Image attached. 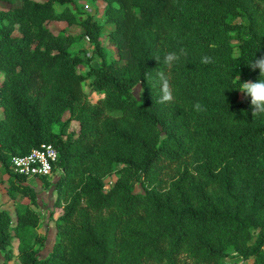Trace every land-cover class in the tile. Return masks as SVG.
Wrapping results in <instances>:
<instances>
[{
    "label": "trees",
    "instance_id": "obj_1",
    "mask_svg": "<svg viewBox=\"0 0 264 264\" xmlns=\"http://www.w3.org/2000/svg\"><path fill=\"white\" fill-rule=\"evenodd\" d=\"M100 1L111 54L79 0H0V164L52 145L61 209L44 257L24 239L37 212L15 208L12 221L0 209V253L9 257L16 236L18 264H221L230 254L264 264V115L252 118L231 89L237 75L259 76L246 63L264 55V0ZM50 21L82 32L54 33ZM81 38L98 65L70 50ZM181 48L187 55L165 67ZM160 72L171 102H159ZM71 120L76 131L54 130ZM24 179L11 174L7 193L35 203Z\"/></svg>",
    "mask_w": 264,
    "mask_h": 264
},
{
    "label": "rangeland",
    "instance_id": "obj_2",
    "mask_svg": "<svg viewBox=\"0 0 264 264\" xmlns=\"http://www.w3.org/2000/svg\"><path fill=\"white\" fill-rule=\"evenodd\" d=\"M79 2L82 4L83 9L91 13L93 18L101 25L100 45L102 49L110 54L113 53V45L108 43L106 38V32L112 28V25L103 21V3L100 0H97L93 5L86 0H79ZM7 6V3H0V8H6ZM59 8L60 6L55 3L54 9L58 10ZM44 25L54 33L68 32L77 35L82 32V28L79 25H68L64 21H50L44 23ZM70 50L78 52L81 56L85 55L86 57H90L89 63L92 65H98L99 63L96 55L92 53V44L85 38H81L73 43ZM80 69L84 70L83 67H80ZM88 82V79L83 81L82 90L86 99L90 103H94L99 97V94L89 90ZM134 91L136 92L137 88H135ZM241 98H243V95L239 93L238 100ZM64 118L65 116H63L62 121H64ZM62 121L54 127V130L60 135L64 136L71 131H76L78 124L75 120H71L65 124H61ZM56 177L57 171L51 172L49 175L42 178L25 177L23 183L29 185L35 191L36 195L35 203H31L27 197H23L18 193H14L13 195L7 193L8 180L11 178V172H9V170H4L0 164V209L5 210L10 215L12 221L15 219V208L27 206L37 212L39 218L38 223L29 234L24 235V239L31 244L38 257H44L48 254L55 239L54 220L61 212V209L55 207L53 204L55 193L52 189V182ZM115 178V173L105 177V187H109ZM129 187L133 191L140 190L139 184L135 181H132ZM18 243V238L13 236L7 247L10 250V255L6 257L3 253H0V264H18L16 258ZM249 262L250 260H240L239 257L233 254L221 260V264H249Z\"/></svg>",
    "mask_w": 264,
    "mask_h": 264
},
{
    "label": "clouds",
    "instance_id": "obj_3",
    "mask_svg": "<svg viewBox=\"0 0 264 264\" xmlns=\"http://www.w3.org/2000/svg\"><path fill=\"white\" fill-rule=\"evenodd\" d=\"M186 55V50L183 48L178 51L168 52L163 58V64L165 67H171L180 61L182 56ZM155 59L157 63L160 62L159 57ZM201 63L210 64L214 63V61L211 57L205 55L202 57ZM246 65L253 71L259 70L258 78L255 81H241L240 76L237 75L234 79H236L238 86L231 89L237 90L248 101L251 108V116L255 118L264 115V55L257 57L255 54ZM158 76L162 82V95L159 102H171L173 95L169 88L167 77L164 72L158 73ZM194 108L196 111L203 110L199 103H196Z\"/></svg>",
    "mask_w": 264,
    "mask_h": 264
},
{
    "label": "built area",
    "instance_id": "obj_4",
    "mask_svg": "<svg viewBox=\"0 0 264 264\" xmlns=\"http://www.w3.org/2000/svg\"><path fill=\"white\" fill-rule=\"evenodd\" d=\"M57 152L50 144H42L32 148L23 155L10 157L8 170L11 174L23 175L24 177H45L51 172L57 171Z\"/></svg>",
    "mask_w": 264,
    "mask_h": 264
}]
</instances>
